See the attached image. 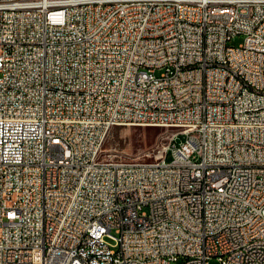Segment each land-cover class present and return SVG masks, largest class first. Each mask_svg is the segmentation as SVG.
<instances>
[{"label": "built area", "instance_id": "1", "mask_svg": "<svg viewBox=\"0 0 264 264\" xmlns=\"http://www.w3.org/2000/svg\"><path fill=\"white\" fill-rule=\"evenodd\" d=\"M179 261L264 264V0H0V264Z\"/></svg>", "mask_w": 264, "mask_h": 264}, {"label": "rangeland", "instance_id": "2", "mask_svg": "<svg viewBox=\"0 0 264 264\" xmlns=\"http://www.w3.org/2000/svg\"><path fill=\"white\" fill-rule=\"evenodd\" d=\"M243 40L244 36H236L229 46L238 47ZM173 133V129L165 127L117 126L105 140L103 155L126 161H151L167 145ZM173 264H181V261Z\"/></svg>", "mask_w": 264, "mask_h": 264}]
</instances>
